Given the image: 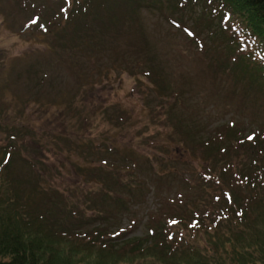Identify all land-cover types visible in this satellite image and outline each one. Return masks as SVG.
Here are the masks:
<instances>
[{"label":"rangeland","instance_id":"374dc122","mask_svg":"<svg viewBox=\"0 0 264 264\" xmlns=\"http://www.w3.org/2000/svg\"><path fill=\"white\" fill-rule=\"evenodd\" d=\"M172 3L162 0L140 10L134 30L116 32L100 50L69 51L55 36L37 34L13 0H0V145L9 125L19 132L34 129L39 138L40 127L57 129V138L50 135L45 142L43 137L39 164L17 160L10 174L21 189L28 187L24 181L36 182L40 188L31 198L41 201V189H69L63 221L72 229L103 226L123 230L124 239L139 238L154 231L162 217L189 219L202 205L205 197L198 188L180 182L186 169L197 170L200 155L193 157L167 141L159 150L140 146V135L159 133L164 139L171 132L173 119L167 120L168 129L161 125L165 116L158 113L159 97L171 105L174 120L183 118L191 139L197 133L196 144L228 124L224 132L229 135L240 132L264 142V92L250 87L238 70L228 78L211 72L209 65L221 56L216 47L222 50L223 43L206 40L205 51L194 47L164 19L188 26L197 11L180 14ZM130 44L147 52L163 77L161 96L147 79L129 76L138 58ZM119 113L127 115L125 125H113ZM82 117L88 118L86 129ZM23 136L25 145L37 147ZM99 190L106 193L100 200L88 201L84 195ZM77 206L80 213L73 218L68 213H76Z\"/></svg>","mask_w":264,"mask_h":264},{"label":"trees","instance_id":"16d2710c","mask_svg":"<svg viewBox=\"0 0 264 264\" xmlns=\"http://www.w3.org/2000/svg\"><path fill=\"white\" fill-rule=\"evenodd\" d=\"M13 1L21 12L28 14L29 24L37 34L55 36L69 51H75L102 49L116 32L134 30L140 23V10L155 2L160 5L162 0ZM168 1L180 14L197 11L188 26L180 20L163 18L194 47L204 50L206 40L219 39L223 43L222 50L216 47L221 56L217 55L209 65L211 72L228 78L238 70L240 77L246 76L250 87L264 92V0ZM129 46L133 48L132 44ZM134 55L138 57L137 64L133 65L135 72L128 70L129 76L136 81L140 80L137 77L147 79L161 96L165 82L149 54L135 50ZM82 101L86 104V97ZM170 107L159 97L158 113L164 112L165 116L161 125L168 129L167 120L173 119L167 138L162 139L159 133L155 138L140 135V146L159 150L169 142L193 157L200 155L197 170L186 169L180 182L188 188H198L201 198H205L200 201L202 205L197 204L191 218L162 217L154 231L148 230L149 235L139 238L124 239L123 230L108 231L103 226L89 230H83L82 224L76 229L66 226L63 219L69 189H41V201L31 198L35 188H40L36 182L24 181L28 187L18 188L19 183L10 174L12 165L17 160L26 165L39 164L43 137L57 138V129L40 127V139L34 129L23 131V126H18L22 130L19 132L7 126L8 138L0 145V264H264V142L240 132L229 135L224 132L231 128L228 124L214 131L202 145L196 144L197 133L191 139L183 118L177 116L179 120H174ZM95 109L88 111L92 115ZM115 117L113 121L117 123L113 125L122 126L128 120L125 113ZM81 119L86 129L88 118ZM23 135L32 138L29 143L37 147L25 145ZM104 194L99 190L84 195L88 201H96ZM77 207L76 213L69 210L73 218L80 213ZM171 227H176L175 234L170 232Z\"/></svg>","mask_w":264,"mask_h":264},{"label":"snow or ice","instance_id":"6c2138e0","mask_svg":"<svg viewBox=\"0 0 264 264\" xmlns=\"http://www.w3.org/2000/svg\"><path fill=\"white\" fill-rule=\"evenodd\" d=\"M34 23H35V21H34ZM249 139H252V137H249ZM175 223V222H174Z\"/></svg>","mask_w":264,"mask_h":264}]
</instances>
